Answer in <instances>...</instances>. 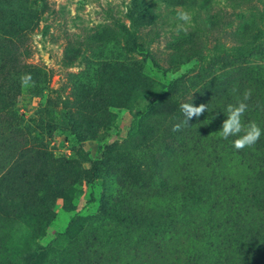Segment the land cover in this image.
I'll list each match as a JSON object with an SVG mask.
<instances>
[{
	"label": "rangeland",
	"instance_id": "rangeland-1",
	"mask_svg": "<svg viewBox=\"0 0 264 264\" xmlns=\"http://www.w3.org/2000/svg\"><path fill=\"white\" fill-rule=\"evenodd\" d=\"M46 2L20 47L10 30L21 22L0 7V72L11 61L47 77L14 87L10 74L1 90L17 116L12 133L0 127V177L23 176L12 180L34 190L15 217L0 210V264H264V134L242 150L219 136L227 105L246 88L242 119L264 129V0H140L138 11L151 8L143 32L132 26L131 0ZM180 8L194 13L186 34ZM182 76L180 101L208 110L174 133L176 117L147 110ZM98 88L111 100L107 125L80 141L70 117ZM44 150L71 160L59 183L69 193L39 185L50 166ZM103 152L108 174L93 177Z\"/></svg>",
	"mask_w": 264,
	"mask_h": 264
},
{
	"label": "trees",
	"instance_id": "trees-1",
	"mask_svg": "<svg viewBox=\"0 0 264 264\" xmlns=\"http://www.w3.org/2000/svg\"><path fill=\"white\" fill-rule=\"evenodd\" d=\"M39 1L38 5H35ZM139 1L140 0H131L132 6L129 10L130 12V19L132 26L137 31H142L141 27L143 25L147 24V16L149 15V11L151 8L147 4H144L143 8L139 11L137 8H139ZM169 4L172 5H181V6H193L197 2V0H164ZM29 6H26V3H29ZM14 5V7H13ZM0 7L5 8L1 9L3 11V14L6 15L9 19L18 20L21 23L23 22H30L29 26L22 27L21 23L12 26V29L10 30V34L15 36L18 40V46L20 47L23 43H25L26 37H27V29L28 27H31V23L33 25L35 19L39 16V14L43 13L44 10L48 9L46 0H0ZM17 27V29H16ZM31 29V28H30ZM144 35L141 34L139 37L140 44H138V47H142L145 43L143 41ZM1 51H3L1 49ZM3 69L0 72V127L3 128L7 133H12L15 130L14 124L11 122L10 118H13V116H17L15 112H11L9 110H6L8 106L6 105L5 101L1 98V90L3 89V85L6 82L7 77L10 74L12 75V79L15 80L16 83L13 82L14 87H18L19 85H22V77L28 76L29 79L27 80V83H46L47 77H46V71L42 70L40 68L31 67L24 65L23 70H20L17 67V62H11L7 61L3 64ZM185 76L176 78L173 81L168 82V86L166 87V91L163 92L159 98V101L157 103L152 104L149 109L147 110V113L155 114L161 113L166 115H171V117H176V121H172V124H176L178 122H181L182 119H180L181 114H175V112L180 108V104L182 103L180 101V96L177 97V93L180 91L178 90V86L183 83V79H185ZM4 90V89H3ZM182 94V92H181ZM13 95V94H12ZM186 102H191V100L186 98ZM172 103L171 108L173 109L166 113L164 109H160V103ZM111 100L108 99V97L105 95V89L104 88H98L94 93L92 97H85L81 96L80 99L77 100L78 107L80 110L73 113L70 117V127L75 136L80 140L83 141L85 139H89L97 135V133L102 129L103 126L107 125V120L105 118L109 119L108 116V107L111 105ZM85 105L87 109V115L84 116L81 114L82 107ZM6 108V109H5ZM70 110V109H68ZM175 110V111H174ZM165 111V112H164ZM182 113V112H181ZM29 119V118H27ZM179 119V120H178ZM19 120V118H18ZM20 121L25 122L27 121L23 116H21ZM171 130L172 126L170 125ZM183 127V126H182ZM21 128L18 127V131H20ZM182 130V128H181ZM180 130V131H181ZM174 132V131H173ZM176 133V132H174ZM13 145H17V143H13ZM112 146H106V149H110ZM19 150V146H15V151ZM20 152V151H19ZM87 156V153L81 149V158H85ZM42 158L45 161H48L50 163V166L46 168L45 170H41L39 174H41L39 185L44 189V184L50 183L54 191H60L69 193L71 190L72 185H67L65 187H60L59 183L61 180H63L68 175V167L71 165V160L61 159L54 157L49 151L44 150L42 152ZM106 152H103L102 157L97 160L91 161V174L93 177H96L98 175L101 176L107 175L108 171H103L101 169V165H107L108 161ZM28 174V173H25ZM35 175L34 177H38V175ZM12 179L17 180H24L25 182H28L24 179L23 176H19L16 178H11L9 176H1L0 177V210L1 214L4 215L6 218H13L15 217L18 212L21 210V208L25 207L32 196V190L30 184L26 188L21 187L18 185V182ZM38 179V178H37ZM73 181H77L76 179H73ZM68 191V192H67Z\"/></svg>",
	"mask_w": 264,
	"mask_h": 264
},
{
	"label": "clouds",
	"instance_id": "clouds-1",
	"mask_svg": "<svg viewBox=\"0 0 264 264\" xmlns=\"http://www.w3.org/2000/svg\"><path fill=\"white\" fill-rule=\"evenodd\" d=\"M193 17V12L183 8L177 9L176 19L180 22L177 25V30L183 31L186 34L190 28L194 27ZM21 79L22 83L26 84L29 77L25 76ZM252 94L253 89L246 88L237 103H229L224 111L227 114V118L222 123L219 136L225 140L229 137H236L233 141V146L237 150L252 147L258 142L261 135L264 134V129L255 120L244 123L242 119L248 110L249 105L247 102L252 98ZM180 110L184 119L173 125L172 130L174 132L180 131L184 125H189V121L194 117L198 118L201 116L205 110H208V104L200 103L199 106H196L191 100V102H182Z\"/></svg>",
	"mask_w": 264,
	"mask_h": 264
}]
</instances>
